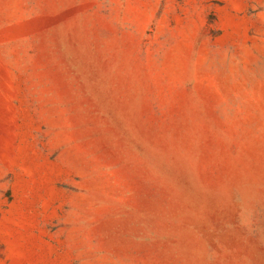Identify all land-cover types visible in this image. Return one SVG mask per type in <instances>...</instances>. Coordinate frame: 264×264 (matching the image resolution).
<instances>
[{
	"label": "rangeland",
	"instance_id": "obj_1",
	"mask_svg": "<svg viewBox=\"0 0 264 264\" xmlns=\"http://www.w3.org/2000/svg\"><path fill=\"white\" fill-rule=\"evenodd\" d=\"M0 264H264V0H0Z\"/></svg>",
	"mask_w": 264,
	"mask_h": 264
}]
</instances>
